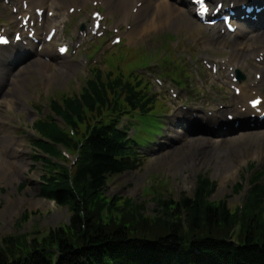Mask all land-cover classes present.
<instances>
[{"label":"trees","instance_id":"1","mask_svg":"<svg viewBox=\"0 0 264 264\" xmlns=\"http://www.w3.org/2000/svg\"><path fill=\"white\" fill-rule=\"evenodd\" d=\"M100 80L90 82L81 97L52 106L78 133L85 126L83 153L73 173L46 160L58 174L46 179L42 192L71 206L69 224L44 239L7 238L0 247V264H264L263 191L249 194L242 215L226 203L210 202L215 184L209 180H201L193 197L182 196L175 204L162 201L161 218L142 217L143 207L131 200L120 205L118 198H105L108 179L130 168L117 118L129 110L145 113L150 102L128 85L121 96V82L113 86ZM118 95L113 118L105 119V109ZM37 126L51 143L39 147L51 157L65 158L57 145L76 148L79 143L57 124ZM237 227L241 241L235 244L230 238Z\"/></svg>","mask_w":264,"mask_h":264},{"label":"rangeland","instance_id":"2","mask_svg":"<svg viewBox=\"0 0 264 264\" xmlns=\"http://www.w3.org/2000/svg\"><path fill=\"white\" fill-rule=\"evenodd\" d=\"M3 8L6 7L0 3V17H5L10 22V10L6 12L8 15H5ZM111 11L119 21L121 10L115 8ZM183 12L182 19L178 18L172 29L168 31H160L159 34L154 33L147 39L133 42L124 35L122 38L126 41L125 46L129 45L132 48L125 51L124 58L130 57V55L138 58L140 50L137 48L139 47L154 54V51H158L166 43L165 36L170 37L171 41L168 44L171 48L173 47L172 51L179 52L181 58L186 59L187 56H193L200 59L205 53L213 54L216 57L224 54L225 46L220 51H215L214 42L201 45L202 40L197 33L196 24L187 12ZM10 27L7 26V28ZM108 32L113 31L108 29ZM187 42H191V45H188ZM95 45L100 48L99 52L96 48H86L78 54V60L84 63L80 66L73 60H67L64 62H69V65L58 64V61H55L49 64L51 69L40 67L37 64H33L35 67H31L30 64L18 67L15 75L11 77L9 85L2 92L0 121L5 125H0V158H5V165L2 168L0 163L1 249L7 238L26 237L28 242L44 239L51 232L63 228L70 222L71 206H60V204L40 197V185L45 176V167L42 162H37L34 159L36 151L31 143L34 136L32 125L39 116L54 117L50 110L51 99H60L63 94H78L84 82L90 77L92 69L98 68L107 75L113 67H117L116 65L105 66V63L113 58V53L116 54L119 50L118 47H112L111 39H99ZM170 52L171 50L166 56H162V62L163 64L168 62L177 64L175 69L173 66L171 67L174 69V75L191 71V66H188L186 62L171 59ZM159 62L160 60L156 58L155 64L159 65ZM179 63L183 66L184 71H177ZM6 65L8 67L10 64ZM65 66H68V73L63 75L62 68ZM4 72L3 68L0 69V75ZM138 72L148 78L145 69L138 70ZM123 73L124 77H129L131 71L124 69ZM164 80L168 83V80ZM153 91L158 94V98L166 100L165 93L159 92L156 87ZM167 106L169 107V104ZM175 114L173 113V115ZM173 115L169 117V123L175 122L172 118ZM160 117H163L161 106L154 111L151 117L141 120L137 126V140L140 144L146 145L148 142L154 141L155 135L161 134L163 125L160 123ZM54 118L58 123H62L59 118ZM133 124L134 122H129L128 126L132 127ZM246 134L248 133H239L229 137V140L223 144V153L231 147L239 148L244 145L242 148H248L250 144L246 143L250 140L244 141V136H241ZM203 140H205L204 137L190 135L187 142L185 138L182 140L167 138L163 140L164 144H156L157 150L149 149L148 157L143 159L142 165L137 170L112 177L109 180L105 198H118L121 200L120 205L131 200L137 206H144L142 217L161 218L159 199L175 203L183 195L193 196L197 178L205 175L216 183V192L210 198L212 202L228 201V206L233 210L242 206L249 181L254 177L251 167L254 166L257 170L264 171V164H260L263 160L248 161L249 163L244 162L240 165L238 158L245 159L246 156L244 154L237 156V152L229 150L228 157H226V153L224 159L221 158L222 162L211 161V164H203L199 170H181L182 165L188 164L194 158H202L214 151V148L203 143ZM182 146H185L184 151L179 150ZM186 150L188 152H185ZM235 157L237 158L234 159ZM5 161H8L9 165ZM232 165L236 166L232 179L225 181L223 177H218L215 174L219 169L225 170V166L231 167ZM158 183H160L159 188H150ZM164 183L166 185H163ZM240 185H243V190L236 192V187ZM25 216L26 218H24ZM219 231L220 228L217 232Z\"/></svg>","mask_w":264,"mask_h":264},{"label":"bare ground","instance_id":"3","mask_svg":"<svg viewBox=\"0 0 264 264\" xmlns=\"http://www.w3.org/2000/svg\"><path fill=\"white\" fill-rule=\"evenodd\" d=\"M12 1H15V0H12ZM47 1L48 0H28V9H27L28 11L27 12L31 13L32 11H35V9L38 8L37 7L38 5H46ZM51 1H52V4L50 5V7H53V11L56 12V16H57V12H58L57 6H59L60 3L59 1H56V0H51ZM65 1L67 2V4L78 2V0H65ZM79 1L81 2V4L80 5L77 4V6L81 10L84 9V7L86 6H89V0H79ZM98 1L105 3L108 9H111L112 7H114L117 2V0H98ZM125 1L126 0H119V3H121V6L123 8L122 12L124 13L122 14L124 15V18H122L120 21L129 22L130 20H133L134 24H136L138 27L136 30L138 31L136 34L138 37L140 36L146 37L151 32L171 28V26L174 24V22L177 20L179 16L180 10L178 8V5L175 4V2L171 3L169 0H136V2H142L143 6H142V9H140V11L138 10L139 12L137 13V15L131 16L129 12V7H127L130 4L131 0H128L126 3ZM134 2L135 0H132L131 4H133ZM181 3H185V2L182 0ZM64 5L65 4H63V6ZM39 9H42V8H39ZM54 18L52 19L47 18L46 20H44V23L47 24L48 26H52L54 22ZM84 21H85L84 23L87 24L88 22L87 16ZM118 25L120 26V24ZM136 31L132 32L130 36L135 34ZM242 34H243L241 35L242 37L248 38L245 35L246 32ZM39 36L41 37L42 34H40ZM254 39L259 40L260 44L264 46V33L257 34L256 36H254ZM236 43H237L236 47H240V49H236L235 53L229 58L228 63L234 67V71L245 72L244 67H242L241 65L243 63L252 64L253 58L259 57L260 53L256 52V49H257L256 47L250 51H246L245 49H243L244 47L241 48L243 43H239L238 41H236ZM24 52H27V51L25 50ZM35 54L38 57L36 62H42L40 58L41 55H38L37 53ZM50 55H52L50 52L46 54V56H50ZM41 65H43L44 67H47L48 69L50 68L48 65H46V63L41 64ZM30 66H33V63H30ZM255 69L259 70V68H255ZM243 89H244V96L241 99V102H245L246 99L252 96L254 92L261 93L262 89H264V74H263L262 82L252 83L250 86H247L244 84ZM262 94L264 93L262 92ZM235 115L238 117H242V116L244 117V114H242L240 111H236ZM220 119H221V113H216L215 119L213 121L215 124H217V122L220 121ZM216 133H217L216 131H213V134H216ZM243 140L244 141L250 140L249 142L246 143V144H250L248 145L249 146L248 148L246 149L242 148L244 145L240 146L239 148L231 147L230 149H226L225 153H223V149H224L223 143L211 144V141H207V144L212 145V148H214V151L208 154L207 156H205L204 158L207 157V160L208 161L210 160L208 163H210L211 161H214V162L221 161L222 162L223 161L222 159H224L225 157L224 154H226L229 150H232L234 153L237 152L236 154L237 156H241L242 154L246 156L245 159L238 158V162L240 165L243 164L244 162H248L252 160L261 161L262 159H264V131L259 132V133L249 134L245 136ZM220 142H224V141L220 140ZM179 150L184 151L185 146H182ZM185 152H188V150H186ZM226 157H228V153L226 154ZM236 158L237 157H235L234 159ZM4 160H5L4 158H0V163H1L2 168H4V165H5ZM204 162H205V159H203V157L202 158L196 157L193 160H191L188 164L182 165L181 163L182 165L181 170H187V171H191L195 169L199 170L203 164H206ZM5 163L9 165L8 161H5ZM225 167H226L225 170L219 169L218 172H216L215 174L218 177L219 176L223 177V180L226 181V180H230L233 178L235 174L234 171L236 170V166L232 165L231 167L230 166H225Z\"/></svg>","mask_w":264,"mask_h":264},{"label":"snow or ice","instance_id":"4","mask_svg":"<svg viewBox=\"0 0 264 264\" xmlns=\"http://www.w3.org/2000/svg\"><path fill=\"white\" fill-rule=\"evenodd\" d=\"M204 2H205V0H197V3H199V4H203ZM203 11H204V12H207V11H208V8L205 7V8L203 9ZM0 43H4V44H6V43H8V41L5 40V39L0 38ZM260 104H261V101H260V100H254V101H252V106H253L254 108H255V107H259Z\"/></svg>","mask_w":264,"mask_h":264}]
</instances>
